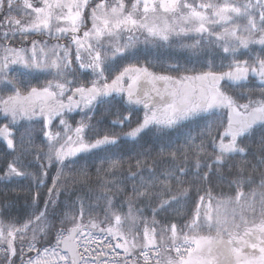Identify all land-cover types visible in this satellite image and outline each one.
<instances>
[{
  "label": "snow or ice",
  "instance_id": "6c2138e0",
  "mask_svg": "<svg viewBox=\"0 0 264 264\" xmlns=\"http://www.w3.org/2000/svg\"><path fill=\"white\" fill-rule=\"evenodd\" d=\"M5 5L8 15L0 22V27L8 28L3 34L5 41L9 32L13 36L32 32L58 36L70 33L71 45L75 46V60L71 46L57 44L49 48L45 43L38 48L33 41L31 50L11 48L6 43L3 47L0 89H11V94L0 99V111L6 119L10 118L11 126L22 118L30 122L42 118L47 143L46 152L37 148L35 161H45L39 164L40 171H28L31 163L26 164L22 157L34 145L30 134L26 133L27 142L22 135L20 154L7 164L4 177L0 178H30L35 188L33 211L28 219L22 224L14 219L8 223L0 220V251L7 264H14L11 257L16 254L17 242L21 264H49L43 258L25 262V246L38 257H50L54 264H140L141 259L144 264H152L153 259L155 264H264V98L252 99L251 92L242 91L237 94L238 99L222 90V81L239 87L250 74L264 84V57H257L251 63L234 59L240 49H249L250 45L259 44L264 48V0H201L198 3L131 0L130 5L125 0H99L91 10L92 27L83 32V37L79 33L89 0H42L41 6H35L32 0H0V14L5 11ZM13 10L24 13L28 22L13 18ZM123 33L129 34L127 39L122 40ZM136 33L144 35L145 44L170 45L174 38L189 39L191 43L179 46L194 53L204 51L212 59L205 71L188 74L194 69L183 68L177 76L157 75L148 67L129 64L109 81L118 58L135 56L140 42ZM216 54L224 59L233 57L227 65H219L227 67V71L212 70ZM74 63L78 69L73 68ZM16 64L22 65L29 74L48 72L54 75L55 82L31 87L22 93L24 82L13 74L12 65ZM169 67L180 72L182 66L177 63ZM78 70H90L95 78L87 85L72 88L70 85L76 82ZM70 75L72 79H68ZM161 82L162 89L157 86ZM145 84L151 87H142ZM69 92L72 94L67 95ZM246 95L247 102L240 103ZM261 95L264 97V90ZM116 97L123 103L116 101ZM101 106L105 107V116H114L103 129L97 127L104 122L103 117L96 125L92 123L95 111ZM136 106H142V118L137 115ZM77 109L87 119L72 128L62 117ZM54 118H60L63 135L48 130ZM197 118L205 121L198 132L189 129L181 131L177 140L157 137L141 143L153 129L160 133L180 130L185 122ZM10 125L0 127V137L15 152L17 146L11 138ZM125 128L128 130L124 131ZM258 128L261 131L254 149L252 141ZM93 130L96 138L87 139ZM128 140L136 145L132 155L113 153L101 160L97 175L103 171L112 179L101 180L102 191L96 195V203L77 196L76 200L64 203L66 211L62 215L58 213V197L66 191L60 187L66 161L79 153L107 150ZM245 140L249 143H244ZM54 164L60 167L41 209L40 190L45 187L46 166ZM214 177L220 181L230 177L226 182L230 191L235 190V195H214L210 186ZM88 179V173L81 170L74 182ZM127 181H132L131 194L126 198L128 211L123 213V204L117 206L115 197L125 190L122 186ZM251 185L255 186L246 192ZM192 188L202 194L195 201L190 219L181 228L172 223L170 229L167 225L158 229L154 218L150 226L142 219L143 209L136 207L142 200L149 205L158 201L151 208L155 217L187 201ZM100 201L104 202L102 209ZM97 209L103 211V220L92 215ZM86 214L87 223L84 222ZM104 223L108 226L101 227ZM141 223L144 224L142 239ZM66 224L72 227L65 228ZM53 231L55 246L51 251L45 248L41 254L36 245L42 236ZM110 239L118 242L112 244ZM117 249H123L122 258ZM137 252L139 256L135 255ZM130 256L134 257L133 261H129Z\"/></svg>",
  "mask_w": 264,
  "mask_h": 264
},
{
  "label": "trees",
  "instance_id": "16d2710c",
  "mask_svg": "<svg viewBox=\"0 0 264 264\" xmlns=\"http://www.w3.org/2000/svg\"><path fill=\"white\" fill-rule=\"evenodd\" d=\"M189 2H201V0H189ZM8 15L7 6L5 5V11L0 14V22H2L5 16ZM11 16L15 19H21L24 23L25 20L20 15L18 16V12L13 10L11 12ZM220 31L219 28L216 29ZM8 31V28L0 27V57H3V47L6 43L11 48H19V49H28L31 50L33 41L37 42V47L44 45L45 43L50 48L54 45L53 38L50 41H41L37 40L35 34L29 33L26 35H20L17 33L15 36L9 32V36L5 41L4 32ZM128 33H123L122 40L127 39ZM139 36V43L137 44V49L135 56H129L124 58H118L115 62V66L109 75V81L111 80L112 76L118 74V72L125 66L129 64H135L137 66H144L148 67L149 71L157 74V75H171L177 76L183 72V68L194 69L193 72L188 74H195L197 72L207 70V62L212 59L211 55L206 54L204 51L192 52L191 50L181 48L179 46L180 43H191L192 41L189 39H185L183 41H177L175 38L173 42L169 44H145L144 43V35L140 33H136ZM67 47V46H65ZM30 55V51H29ZM257 57H264V48H262L259 44L250 45L249 49H240L234 59L239 61H248L249 63L252 62L253 59ZM72 59L75 60V52L72 51ZM233 57L229 56L227 59H224L222 55L216 54L214 59V67L213 71L220 73L227 71V67H220L219 65L224 64L227 65ZM180 64L181 70L177 72L172 70L169 66ZM78 64H73L74 69H78ZM13 74L18 76L20 80L24 83L21 86V92L25 93L27 89L31 87H43L49 81L55 82V77L52 74L44 71H32L30 74L27 70L23 68L22 65L16 64L12 65ZM23 73V75H22ZM86 73V74H85ZM106 75H108L106 73ZM73 76H69L68 79H72ZM95 77L91 74L90 70H78L75 73L76 82L70 87L75 88L80 85H87L93 80ZM222 90L227 91L228 94L237 96L240 92H251V98L259 100L262 97L261 93L264 90V84H261L259 77L255 75H249V78L246 82H244L239 87L231 86L227 81H222ZM11 94V89L2 88L0 89V99L5 98L6 96ZM72 93L69 92L67 95H71ZM67 95L64 97L65 102H67ZM248 96L246 95L243 99H240V103H245L248 100ZM116 101H120V97H116ZM114 101L116 107H120L119 103ZM123 103V101H120ZM137 107V106H136ZM137 115L141 118L143 116V108L137 107ZM115 109H113L114 111ZM105 107L101 106L98 110L95 111V118L92 120V123L96 125L97 120H100L102 117L104 122L97 125V127L103 129L107 126L108 121L114 118V116L108 115L105 116ZM64 120L67 121L72 128H75L79 121L82 119L86 120L87 117L84 112H81L79 109L74 110L71 113H67L62 117ZM227 122V113L224 114V123ZM205 121L202 119H195L193 121L185 122L183 129L180 130H166L164 133L157 132L156 129H153L151 132H148L147 135L143 138L141 143L145 141L151 142L155 140L157 137H163L164 139H173L177 140L178 136L181 131H188L189 129L193 130L194 132H198L200 128L204 125ZM5 125H10V118H5L4 113L0 111V127ZM133 127L135 124L133 123ZM10 130L13 132V136L11 137L14 140V143L17 146V150L13 152L11 149L7 148L6 141L3 137H0V178L4 177L5 170L7 169V164L13 160L14 157L20 154V138L24 135V139L27 142L28 135H31L33 145L32 151L27 155L23 156L22 159L26 164L31 163V167L27 170L32 172L40 171L39 164L45 163L43 159L39 162L35 161V157L37 154V148L42 149L43 151H47V143L46 138L43 135L44 126L42 118L39 121L33 120L28 121L27 119L22 118L16 125L11 126ZM48 130L52 131L53 133L60 132L62 135L64 133V127L60 124V118H54L53 122L49 125ZM119 130V129H117ZM128 129L125 128L124 131ZM223 130L222 128L220 129ZM260 129H256L252 147L255 149L258 145V136L260 134ZM103 133L101 132V135ZM87 139L94 140L96 138L95 130L89 132L87 134ZM244 143H249L247 140ZM147 146V144H145ZM136 145L132 143L131 140L122 141L119 146L112 147L107 150H93L90 153H79L76 157L69 158L65 165L63 166V175L61 176V184L60 187L66 189L63 191L62 194L58 197L59 199V207L57 209L58 213L61 215L66 211L64 208V203L69 202L71 200H76L77 196H84L88 203H96V195L102 191L100 183L103 179H112L111 176H105L103 171H101L100 176L97 175V168L100 167L101 160L106 156H111L113 153L118 155L128 157L132 155L134 151H136ZM258 155V153H257ZM239 160V157L235 158ZM248 159H252L251 156ZM253 163L255 161L253 160ZM48 175L45 178V187L42 188L41 197L39 200V207L42 209L44 207V199L48 195V187L52 186V178L56 176L57 169L60 167L58 164H54L53 166H46ZM104 167L106 168L107 165L105 164ZM84 170L88 173L89 179L87 182H74L77 179L78 173ZM127 172V165H125L124 173ZM225 172H227V167L225 168ZM120 175V173H117ZM230 177H226L225 181H220L213 178L212 184L210 185L214 189V195L216 196H234L235 190H229L227 179ZM257 183H259V178L257 177ZM131 185L132 181H127L125 190L121 193L117 194L115 197V204L120 206L123 204L122 212L126 213L128 211V205L126 203V198L131 194ZM255 185L249 186L246 188L245 191H249L251 187ZM187 187V185H185ZM209 187V185H205V188ZM35 191V188L31 186V179L30 178H12V179H0V220H3L5 223H8L10 220H16L18 223H23L26 219H28L29 214L33 211L32 208V194ZM91 192V198L89 199V193ZM202 193H198L195 188H192L190 191V195L187 201H182L181 205H173L172 209H169L165 212H160L158 215L153 217L151 208L156 206L158 201H153L150 205L146 200H142L136 204V207L143 209L142 219H146L151 226V221L154 218L158 221L156 227L159 229L167 225L170 229L171 224H177L178 228H181L188 219H190L191 212L195 209V201L198 199L199 195ZM101 205V209L103 206V201L99 202ZM179 208V211H174V209ZM101 209H97V211L93 212L92 215L98 216L100 220H103L104 213ZM77 215L78 209H77ZM89 220V216L86 214L84 217V222L87 223ZM101 227H107V223L101 224ZM56 227L59 228L60 224L57 221ZM72 227L71 224H66L65 228ZM143 228L144 224L141 223L139 225V232L142 239L143 235ZM206 229L204 232L206 233ZM66 234V233H65ZM31 233L29 232V236ZM56 242V233L53 231L50 235L42 236L40 238V242L36 245L37 249L44 250L45 248H52L55 246ZM6 247V245H4ZM16 254L15 256L11 257L14 260L17 255L20 253V245L17 242L16 244ZM25 253L27 256L34 254L33 252H28L27 247L25 246ZM139 256V252L135 254ZM134 257H131L130 261H133ZM5 257L3 256V252L0 251V264L5 262ZM3 264V263H2ZM140 264H144V261L141 259ZM152 264H155V259L152 260Z\"/></svg>",
  "mask_w": 264,
  "mask_h": 264
},
{
  "label": "flooded vegetation",
  "instance_id": "af4514ba",
  "mask_svg": "<svg viewBox=\"0 0 264 264\" xmlns=\"http://www.w3.org/2000/svg\"><path fill=\"white\" fill-rule=\"evenodd\" d=\"M32 2L35 4V6H41L42 0H32ZM98 2H99V0H89V6L85 9L84 25L81 27V30H80V33H79V35L81 37H83V32L84 31H87V30H89L92 27L90 14H91L92 8L95 6V3H98ZM125 2L130 5L131 0H125ZM18 14L21 15V16L24 15V13H18ZM60 26L63 27L64 25L61 24ZM32 33L35 34L37 40L50 41V40H52L50 38H53L52 41H54V43L59 44V45H63V46H67V47L71 46V50L75 52V46L71 45V34L70 33L69 34H65L64 36H58L56 34L48 35L47 33H37V32H32ZM157 86L160 87L161 89L164 87L162 82L160 84H158ZM142 87L150 88L151 86L145 84V85H142ZM137 107H142V106H137ZM109 242L112 243V244L117 243L116 240H112V239H110ZM117 251H119L122 254V249H117ZM36 255H37V253L35 252L34 254H32L30 256H27L26 253L24 252L23 260L26 262L28 259H30V258H32V257H34ZM93 255H95V253H93ZM121 257H123V255ZM12 261L14 262V264H21V254L17 255V257L14 260H12ZM2 263L3 264H7L6 261L2 262Z\"/></svg>",
  "mask_w": 264,
  "mask_h": 264
},
{
  "label": "rangeland",
  "instance_id": "374dc122",
  "mask_svg": "<svg viewBox=\"0 0 264 264\" xmlns=\"http://www.w3.org/2000/svg\"><path fill=\"white\" fill-rule=\"evenodd\" d=\"M118 242V241H117ZM52 250V248L51 249H49V251H51ZM41 252V254L43 253V250L42 251H40ZM122 252H123V249H122ZM123 255V253L121 254V256ZM173 255H174V253H173ZM41 258H43V259H46V260H48L49 261V264H54V262L51 260V258L50 257H43V256H41V257H38L37 255L36 256H34V257H32V258H30V259H33V260H35V259H41ZM122 258V257H121ZM29 260V259H28Z\"/></svg>",
  "mask_w": 264,
  "mask_h": 264
}]
</instances>
